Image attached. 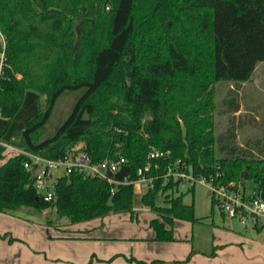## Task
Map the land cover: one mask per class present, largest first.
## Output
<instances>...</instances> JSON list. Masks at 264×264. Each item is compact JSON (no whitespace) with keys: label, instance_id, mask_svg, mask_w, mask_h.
<instances>
[{"label":"trees","instance_id":"trees-1","mask_svg":"<svg viewBox=\"0 0 264 264\" xmlns=\"http://www.w3.org/2000/svg\"><path fill=\"white\" fill-rule=\"evenodd\" d=\"M261 61L264 0H0V140L50 159L73 148L91 163L122 156L114 176L129 180L115 185L74 170L57 178L56 199L45 201L24 167L28 156L11 154L0 165V212L54 206L75 221L133 214L134 181L149 160L145 176L154 180L142 202L157 215L150 226L159 241L175 240L176 220L197 221L184 192L170 193L181 181L165 175L177 160L179 169L225 183L246 170L264 198V156L217 157L209 90L249 80ZM76 89L83 93L68 117L39 138L58 98ZM152 149L168 154L149 158ZM6 155L0 144V159ZM83 178L101 185L96 209H77Z\"/></svg>","mask_w":264,"mask_h":264},{"label":"crops","instance_id":"crops-1","mask_svg":"<svg viewBox=\"0 0 264 264\" xmlns=\"http://www.w3.org/2000/svg\"><path fill=\"white\" fill-rule=\"evenodd\" d=\"M18 210L0 212V264H264V225L253 222L241 228L214 227L207 252L181 241L190 237L187 220H176L175 240L159 241L151 226L145 236L135 225L129 233L122 230L129 220L139 222L140 213H112L73 224L59 218L62 223L43 221L45 227L37 231ZM15 222L33 233L17 234Z\"/></svg>","mask_w":264,"mask_h":264},{"label":"rangeland","instance_id":"rangeland-1","mask_svg":"<svg viewBox=\"0 0 264 264\" xmlns=\"http://www.w3.org/2000/svg\"><path fill=\"white\" fill-rule=\"evenodd\" d=\"M108 8L109 7H107V9ZM3 57L4 54L2 53L1 60H3ZM17 76L21 77V74L17 73ZM209 90L212 93L211 103L213 104V125L211 129L216 136L214 147L217 157L228 156L230 154L249 155L251 154V151L256 155L264 156V61H261L256 65L255 71L249 80L241 83H236L233 80H221L209 84ZM82 93L83 89L67 90L58 98L51 117L45 125V128L41 132L39 138H45L57 130L66 117H68L74 104ZM41 99L43 105H45L46 95H41ZM237 105L238 110H236ZM146 117L148 118L150 116L147 115ZM228 147H235L236 151L232 153V151L227 149ZM15 151L16 150H8L5 158H7L8 155L16 154ZM5 158L0 159V164ZM63 171L64 168H61L57 174ZM244 171L246 172V170ZM84 175L87 176L85 173ZM88 180L89 179L83 178L77 181L76 195H78V197L76 206L79 207V204L82 206L77 208L79 210L85 209V207H83L84 204H86V207L91 208V206H89L91 203L93 207L95 206V209L98 206H96V203L92 201V197L95 198V195L99 192L98 190L101 185L99 182L90 180L89 182ZM245 180L248 185L253 184L252 179L246 178ZM83 182L88 183V185L84 187ZM142 183H139L135 187L133 205L134 211L133 214L129 212L132 217H135L140 213L139 222L136 221L135 218L133 220L134 222H130L129 220L122 224L125 225L122 230H126L129 233L134 229L135 225L137 226V231L142 232L141 234L145 236L148 235L147 233L150 230V218L155 217V213L142 202V194L147 192L149 189L146 182L144 183L146 186L140 185ZM84 188L87 189L86 191L88 192V195H83L82 191ZM182 192H184L183 201L186 204H194L195 215L197 217V221L195 222H185L186 225L190 227V237L188 240H181L182 242L190 243V245L194 244L195 249L209 252L212 247V245H210V237L212 236L214 227H218L220 229H225L226 227H243V223L236 218L227 221L225 214H223L220 208L212 202V193L208 184L196 182L193 189H190V185L182 181L180 182L178 188L170 191L172 196H177ZM85 196L86 198H84ZM157 200L161 205L166 204L164 195L159 194ZM21 208L22 209L17 211L18 214H27L24 215L28 218L26 221L31 222L34 226H36L37 231L40 227H45V224H42L43 221L48 224L57 222L62 223L63 221H59V218L65 219V221L70 222V224L86 221V219L83 218L75 221L67 217H62L57 214L56 207L54 206L44 210L27 207ZM99 217L104 216L101 215ZM15 223V232L17 234L30 235L33 233L31 228H28V226L23 227V225L19 222ZM187 228H183L181 232H186L185 230H187ZM10 234L12 233L10 232ZM192 238L193 241H191ZM194 253L196 252H190L191 256Z\"/></svg>","mask_w":264,"mask_h":264},{"label":"built area","instance_id":"built-area-1","mask_svg":"<svg viewBox=\"0 0 264 264\" xmlns=\"http://www.w3.org/2000/svg\"><path fill=\"white\" fill-rule=\"evenodd\" d=\"M0 144L5 147V152L16 150V154L22 153L28 156V159L24 161V167L33 174L34 185L45 201L56 199L55 182L57 178L74 170L85 173L87 176L105 179L115 185L129 182L127 176L124 179H118L114 176L126 163L125 157L122 156L116 160L91 163L87 153L75 155L73 148L72 152L69 151L65 158L50 159L38 153L20 149L9 142L0 140ZM167 154L168 152L152 149L149 158L162 157ZM179 162L180 160H177L176 167L178 169L180 167L178 166ZM151 165L152 162L149 160L144 169L138 170L140 178L134 181L135 187L141 182H146L148 188L153 186L154 177L145 176V171L149 170ZM61 168H64V171L57 174ZM178 169L169 166L165 175L166 179L173 176L181 182L188 183L190 187L194 186L196 182L208 184L212 193V202L220 208L228 221L236 218L243 224L253 222L257 225H264V198L259 186L253 180L252 185H248L246 178L225 183L219 181L217 177L195 176L184 169ZM114 189L115 187L112 188V191Z\"/></svg>","mask_w":264,"mask_h":264},{"label":"water","instance_id":"water-1","mask_svg":"<svg viewBox=\"0 0 264 264\" xmlns=\"http://www.w3.org/2000/svg\"><path fill=\"white\" fill-rule=\"evenodd\" d=\"M245 177H246V172L243 171V173H242V178H245Z\"/></svg>","mask_w":264,"mask_h":264}]
</instances>
